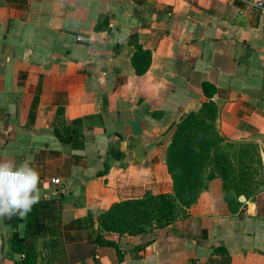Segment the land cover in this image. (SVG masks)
<instances>
[{"label":"crops","instance_id":"obj_1","mask_svg":"<svg viewBox=\"0 0 264 264\" xmlns=\"http://www.w3.org/2000/svg\"><path fill=\"white\" fill-rule=\"evenodd\" d=\"M207 102L220 136L264 150V0H0V160L41 192L0 218V264H264V186L231 208L215 178L173 225L99 231L113 204L173 193L167 150Z\"/></svg>","mask_w":264,"mask_h":264},{"label":"trees","instance_id":"obj_2","mask_svg":"<svg viewBox=\"0 0 264 264\" xmlns=\"http://www.w3.org/2000/svg\"><path fill=\"white\" fill-rule=\"evenodd\" d=\"M105 28H107V18L100 16L94 30L100 31ZM135 48L133 64L136 66V59L140 54L149 56V53L143 52L137 44ZM216 117L214 104L207 102L198 112L188 113L177 124L165 157L167 171L173 184L172 194L145 193L140 199L113 204L99 216V231L138 235L173 225L177 219L186 216V210L197 201L200 192L207 187V183L215 178L222 180L223 198L229 207L232 208L237 204V199L244 194L238 191L231 193L228 177L222 173L228 165V159L223 156V148L219 145L223 139L215 127ZM246 157L251 164L256 162L263 170V162L259 154ZM255 194L256 192L244 197L248 199ZM12 242L16 251V238L13 237ZM96 242L99 245L117 248L111 241H102L100 234ZM15 264H27V262L23 260Z\"/></svg>","mask_w":264,"mask_h":264},{"label":"clouds","instance_id":"obj_3","mask_svg":"<svg viewBox=\"0 0 264 264\" xmlns=\"http://www.w3.org/2000/svg\"><path fill=\"white\" fill-rule=\"evenodd\" d=\"M40 174L26 159L0 160V218L25 216L40 202Z\"/></svg>","mask_w":264,"mask_h":264},{"label":"rangeland","instance_id":"obj_4","mask_svg":"<svg viewBox=\"0 0 264 264\" xmlns=\"http://www.w3.org/2000/svg\"><path fill=\"white\" fill-rule=\"evenodd\" d=\"M230 134H224L220 137L225 139L220 142L223 148V156L228 159V165L224 168L222 173L226 174L230 184V192H240L244 196H251L252 192L261 189L264 185V171L257 166L256 162L252 164L249 162L247 155L263 154L261 146L251 150V147L245 141L229 140ZM231 139H233L231 137ZM255 158V157H254ZM225 176V175H224ZM242 196V197H244Z\"/></svg>","mask_w":264,"mask_h":264},{"label":"built area","instance_id":"obj_5","mask_svg":"<svg viewBox=\"0 0 264 264\" xmlns=\"http://www.w3.org/2000/svg\"><path fill=\"white\" fill-rule=\"evenodd\" d=\"M256 6H257L258 8H262L263 4H262L261 2H257V3H256ZM53 182L57 184V183H59V180H53Z\"/></svg>","mask_w":264,"mask_h":264},{"label":"water","instance_id":"obj_6","mask_svg":"<svg viewBox=\"0 0 264 264\" xmlns=\"http://www.w3.org/2000/svg\"><path fill=\"white\" fill-rule=\"evenodd\" d=\"M263 161H264V153H263Z\"/></svg>","mask_w":264,"mask_h":264}]
</instances>
